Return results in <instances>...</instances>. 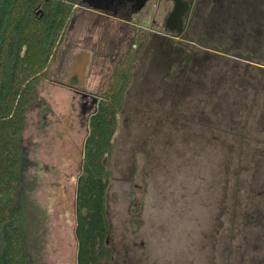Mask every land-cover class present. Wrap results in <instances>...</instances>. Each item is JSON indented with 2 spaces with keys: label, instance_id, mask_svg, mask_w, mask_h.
I'll return each instance as SVG.
<instances>
[{
  "label": "rangeland",
  "instance_id": "374dc122",
  "mask_svg": "<svg viewBox=\"0 0 264 264\" xmlns=\"http://www.w3.org/2000/svg\"><path fill=\"white\" fill-rule=\"evenodd\" d=\"M153 4L129 19L77 6L47 78L37 84L39 100L21 131L19 221L34 264H76L75 187L88 116L121 59L125 79L116 90L125 107L106 159L107 244L117 253L97 264H213L232 213L234 249L264 243V111L238 112L231 100L254 98L230 88L242 82L239 69L207 56L188 70L171 106L160 105L170 96L168 77L152 60L150 39L163 32L152 19L160 23L164 8ZM217 84L224 87L216 91ZM216 229H224L221 241Z\"/></svg>",
  "mask_w": 264,
  "mask_h": 264
},
{
  "label": "trees",
  "instance_id": "16d2710c",
  "mask_svg": "<svg viewBox=\"0 0 264 264\" xmlns=\"http://www.w3.org/2000/svg\"><path fill=\"white\" fill-rule=\"evenodd\" d=\"M78 3L0 0V264H34L19 223L25 163L21 131L27 110L39 100L37 84L47 78L48 67ZM130 56L126 54L124 59ZM125 70L121 59L107 90L88 116L75 187L76 264H97L117 253L114 244H107L111 231L107 207L111 173L106 159L113 150L117 114L121 115L125 107V95L116 90L117 83L125 79ZM175 93L174 89L167 92L170 99Z\"/></svg>",
  "mask_w": 264,
  "mask_h": 264
},
{
  "label": "flooded vegetation",
  "instance_id": "af4514ba",
  "mask_svg": "<svg viewBox=\"0 0 264 264\" xmlns=\"http://www.w3.org/2000/svg\"><path fill=\"white\" fill-rule=\"evenodd\" d=\"M153 3L155 7L163 6L164 15L160 23L152 19V23L161 25L163 31H152L150 41L155 50L152 60L167 74L168 78L163 82L167 90L176 91L172 99L163 98L162 102L175 101L176 94L185 84L188 70L199 68L200 59L207 56L226 60L239 69L236 77L242 82L230 85V88L244 91L243 97L251 95L254 98L231 100L230 104L240 107L236 109L238 112L245 106L261 107L264 111V98H261L264 95V0H153ZM131 4L130 1L118 4L114 16L120 14L129 19L137 14L131 13ZM215 86H218L215 87L217 91L224 84ZM231 155L228 152L229 161L233 162ZM228 168L229 165L225 171ZM228 175L225 173V183ZM227 195L221 194L220 199ZM229 220L230 229L225 233L227 242L219 245L220 253L215 252L213 264H264V243L250 248H243L239 243L233 248V213ZM255 221L260 223L258 218ZM214 233L221 241L224 229H216ZM215 244L218 249L216 240Z\"/></svg>",
  "mask_w": 264,
  "mask_h": 264
},
{
  "label": "water",
  "instance_id": "95a60500",
  "mask_svg": "<svg viewBox=\"0 0 264 264\" xmlns=\"http://www.w3.org/2000/svg\"><path fill=\"white\" fill-rule=\"evenodd\" d=\"M124 1L132 2L131 13H137L147 0H79L78 6L114 16L116 13V6Z\"/></svg>",
  "mask_w": 264,
  "mask_h": 264
},
{
  "label": "crops",
  "instance_id": "0c3cea01",
  "mask_svg": "<svg viewBox=\"0 0 264 264\" xmlns=\"http://www.w3.org/2000/svg\"><path fill=\"white\" fill-rule=\"evenodd\" d=\"M91 11V10H90Z\"/></svg>",
  "mask_w": 264,
  "mask_h": 264
}]
</instances>
